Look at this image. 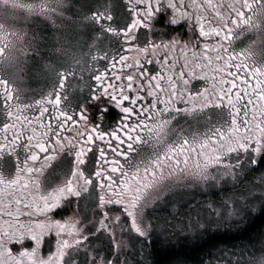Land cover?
<instances>
[{
  "label": "snow or ice",
  "instance_id": "snow-or-ice-1",
  "mask_svg": "<svg viewBox=\"0 0 264 264\" xmlns=\"http://www.w3.org/2000/svg\"><path fill=\"white\" fill-rule=\"evenodd\" d=\"M185 195L173 233L264 214V0H0V264H154Z\"/></svg>",
  "mask_w": 264,
  "mask_h": 264
},
{
  "label": "trees",
  "instance_id": "trees-1",
  "mask_svg": "<svg viewBox=\"0 0 264 264\" xmlns=\"http://www.w3.org/2000/svg\"><path fill=\"white\" fill-rule=\"evenodd\" d=\"M264 229V214L257 212L246 222L234 229L213 230L203 238L189 241L163 243L151 241L148 243L147 252L155 264H175V257L180 256L186 263L199 264L201 259L209 258V253L216 250L218 246L239 244L246 242L249 238L258 235Z\"/></svg>",
  "mask_w": 264,
  "mask_h": 264
},
{
  "label": "rangeland",
  "instance_id": "rangeland-1",
  "mask_svg": "<svg viewBox=\"0 0 264 264\" xmlns=\"http://www.w3.org/2000/svg\"><path fill=\"white\" fill-rule=\"evenodd\" d=\"M229 194L230 193L227 191L225 192L217 191L215 192L214 195L211 196H209L208 193L195 194V198L196 201L199 202L200 204H205L209 199L211 200L223 199L227 197ZM185 202H187V206H185ZM192 207H195V205L192 203L191 195H185L182 198H180L179 203H176L175 206H173V203L166 202L163 200L157 201L156 203L150 205L149 206L150 222L153 225L154 232L147 241L145 252L148 253L147 252L148 243L151 241H160L163 243H168V242L174 243L184 239L189 241H195L203 238V236L207 235L213 230L216 229L218 230V228L234 229L242 225V223L239 222L226 221L219 225H212L211 227L208 228L207 231L192 229L188 231L177 230L175 233H173L171 229L168 227V225L178 224L182 221V219L186 221L187 216L189 215ZM256 213L257 212L253 211L252 214L247 217V219L250 218L251 216H254ZM247 219H245L244 222H246ZM261 232H264V229ZM211 253L218 254L216 253V250L212 251ZM209 258H207L205 261H207ZM184 264H192V263L184 262Z\"/></svg>",
  "mask_w": 264,
  "mask_h": 264
},
{
  "label": "flooded vegetation",
  "instance_id": "flooded-vegetation-1",
  "mask_svg": "<svg viewBox=\"0 0 264 264\" xmlns=\"http://www.w3.org/2000/svg\"><path fill=\"white\" fill-rule=\"evenodd\" d=\"M241 46H243V45H241ZM87 76H88V74L85 73V79H87ZM45 84H46V82L44 80L39 79V78H37L35 76H33L32 79L28 80L29 88L35 89V90H39V89L45 87Z\"/></svg>",
  "mask_w": 264,
  "mask_h": 264
}]
</instances>
